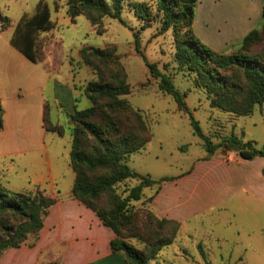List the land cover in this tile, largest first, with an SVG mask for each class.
<instances>
[{"label": "trees", "instance_id": "trees-1", "mask_svg": "<svg viewBox=\"0 0 264 264\" xmlns=\"http://www.w3.org/2000/svg\"><path fill=\"white\" fill-rule=\"evenodd\" d=\"M151 1V2H149ZM198 0H67V14L73 23L84 16L92 26H99L108 16L124 23L121 13L125 5L148 26L154 19L160 22L159 33L172 31L174 61L178 69L192 75L195 87L203 90L211 107L236 116H248L256 106L264 104V0H261L260 28H252L231 52H219L202 43L194 34V8ZM154 5L155 14L152 13ZM10 19L0 10V28L10 25ZM54 28L51 10L46 0H39L32 14L23 13L15 24L11 42L32 61H40L43 53L37 35ZM135 36L136 51L137 36ZM80 62L89 67L94 78L86 83L84 92L91 105L75 110L70 118L71 150L69 164L74 172L71 195L93 210L114 237L110 241L113 253H121L124 264H151L163 247L176 237L179 223L158 218L146 209H131L146 187L163 180L153 179L129 167L127 161L150 141L152 133L139 109L123 96L131 92L125 68L114 45L83 46ZM144 59V58H143ZM150 76L158 79V89L170 94L179 110L188 115L194 134L203 140L207 155L217 149L233 150L241 158L264 157V146L252 140L243 141L231 135L217 144L203 134L185 102V93L174 88L171 79L160 72L155 63L144 59ZM48 129L62 133L61 127L45 121ZM3 109L0 101V129ZM264 176V169L262 171ZM139 182L122 197L116 185L127 179ZM152 197H150L151 199ZM55 199L36 187L29 191H10L0 184V255L31 239L33 244L43 226L44 217ZM135 239L143 246L130 242Z\"/></svg>", "mask_w": 264, "mask_h": 264}, {"label": "crops", "instance_id": "crops-1", "mask_svg": "<svg viewBox=\"0 0 264 264\" xmlns=\"http://www.w3.org/2000/svg\"><path fill=\"white\" fill-rule=\"evenodd\" d=\"M80 17L85 18L77 16L72 23L67 15L73 25ZM51 20L54 28L37 35L44 53L35 62L12 44L15 25L0 28V184L10 191L38 187L55 199L35 242L30 244L29 239L5 250L0 264H124L123 255L111 251L113 231L71 195L74 172L69 164L73 126L70 116L75 110L89 107L84 92L87 76L72 72L71 65L74 62L87 72L80 62L79 49L91 44L70 45L68 53L56 59L52 51L57 46L54 35L59 24L52 17ZM260 21L261 4L258 15L245 13L242 21L231 25L223 45L239 43ZM87 22L82 24H89L92 31L93 26ZM63 114L67 119L64 122ZM45 121L61 127L62 133L48 129ZM263 169L261 156L247 160L233 150L223 149L211 155L205 153L192 168L165 176L168 179L155 190L150 209L160 217L180 222L179 236L183 226L204 211L214 212L230 201L241 202L247 197L264 202ZM199 251L202 253L200 248Z\"/></svg>", "mask_w": 264, "mask_h": 264}, {"label": "rangeland", "instance_id": "rangeland-1", "mask_svg": "<svg viewBox=\"0 0 264 264\" xmlns=\"http://www.w3.org/2000/svg\"><path fill=\"white\" fill-rule=\"evenodd\" d=\"M37 1L0 0V10L14 26L24 12L31 13L35 9ZM46 1L50 4L52 19L59 24L58 32L54 35L57 46L52 51L56 59L64 57L70 45L86 43L116 47V54L125 68L131 87V92L123 97L140 110L152 133L145 147L130 155L127 164L131 169L148 174L153 179L173 176L192 168L206 153L203 140L194 134L188 115L178 109L170 94L158 89V79L150 76L144 59L155 63L159 71L171 79L174 88L185 93L189 111L212 143L217 144L222 138L235 135L244 141H254L259 148L264 146V104L256 106L248 116H236L211 107L205 92L194 86L192 75L178 69L174 61L172 31L159 33L158 18H154L147 26L125 5L121 13L124 23L106 16L99 26H93L90 31L89 24H82L84 21L88 23L83 17L75 25L68 21L67 8L65 11L67 0ZM260 4L261 0H198L194 8V34L211 49L231 52L239 44L223 45L231 25L242 21L245 13L258 15ZM151 7L155 14L154 5ZM261 26L262 20L255 28ZM134 33L141 54L136 51ZM83 67L87 72L74 62L71 65L72 72H78L81 77L86 75L89 82L95 76L89 67ZM83 101L84 98H81L80 106ZM66 120L63 114L62 122ZM138 182L134 178L122 181L116 185V192L124 197ZM157 187L154 184L144 188L141 198L131 200L129 207L134 210L146 209L158 218H164L155 214L149 206L150 197ZM222 206L214 212L204 211L194 216L183 226L179 236L180 222L175 220L179 223L175 239L163 247L150 263L264 264V202H254L247 197L241 202L233 200ZM130 242L140 248L143 246L135 239H130Z\"/></svg>", "mask_w": 264, "mask_h": 264}]
</instances>
